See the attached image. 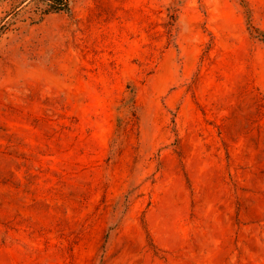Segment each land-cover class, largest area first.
Segmentation results:
<instances>
[{
	"label": "rangeland",
	"instance_id": "374dc122",
	"mask_svg": "<svg viewBox=\"0 0 264 264\" xmlns=\"http://www.w3.org/2000/svg\"><path fill=\"white\" fill-rule=\"evenodd\" d=\"M48 4L0 0V264H264V0Z\"/></svg>",
	"mask_w": 264,
	"mask_h": 264
},
{
	"label": "trees",
	"instance_id": "16d2710c",
	"mask_svg": "<svg viewBox=\"0 0 264 264\" xmlns=\"http://www.w3.org/2000/svg\"><path fill=\"white\" fill-rule=\"evenodd\" d=\"M46 9L49 11L69 10V0H49Z\"/></svg>",
	"mask_w": 264,
	"mask_h": 264
}]
</instances>
